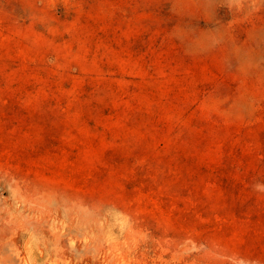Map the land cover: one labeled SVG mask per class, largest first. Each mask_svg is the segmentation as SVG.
<instances>
[{
  "label": "rangeland",
  "instance_id": "rangeland-1",
  "mask_svg": "<svg viewBox=\"0 0 264 264\" xmlns=\"http://www.w3.org/2000/svg\"><path fill=\"white\" fill-rule=\"evenodd\" d=\"M0 264H264V0H0Z\"/></svg>",
  "mask_w": 264,
  "mask_h": 264
}]
</instances>
